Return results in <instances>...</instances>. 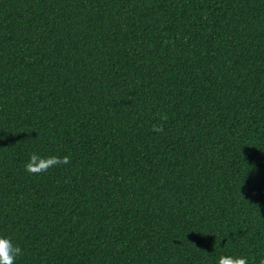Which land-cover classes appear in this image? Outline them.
Segmentation results:
<instances>
[{"label": "trees", "instance_id": "obj_1", "mask_svg": "<svg viewBox=\"0 0 264 264\" xmlns=\"http://www.w3.org/2000/svg\"><path fill=\"white\" fill-rule=\"evenodd\" d=\"M0 235L16 264H259L264 0H0Z\"/></svg>", "mask_w": 264, "mask_h": 264}, {"label": "clouds", "instance_id": "obj_2", "mask_svg": "<svg viewBox=\"0 0 264 264\" xmlns=\"http://www.w3.org/2000/svg\"><path fill=\"white\" fill-rule=\"evenodd\" d=\"M152 131L163 132L162 125H153ZM71 162L70 157L52 155L41 157L36 151H33L29 160L25 163L24 169L29 174H41L52 167L67 165ZM23 255L22 248L15 244L11 237L0 235V264H16V259ZM218 264H249L247 256L222 255ZM259 264H264V258L260 259Z\"/></svg>", "mask_w": 264, "mask_h": 264}]
</instances>
